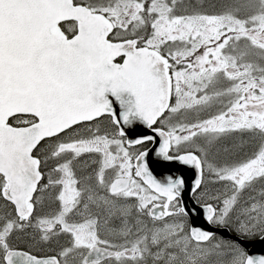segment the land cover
<instances>
[{"label": "snow or ice", "instance_id": "1", "mask_svg": "<svg viewBox=\"0 0 264 264\" xmlns=\"http://www.w3.org/2000/svg\"><path fill=\"white\" fill-rule=\"evenodd\" d=\"M0 264H264V0H0Z\"/></svg>", "mask_w": 264, "mask_h": 264}]
</instances>
